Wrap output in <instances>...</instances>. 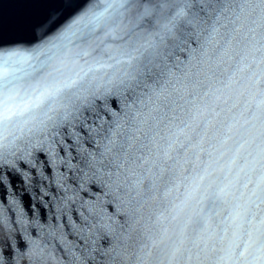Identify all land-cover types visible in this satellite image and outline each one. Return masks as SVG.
Listing matches in <instances>:
<instances>
[{
  "label": "snow or ice",
  "instance_id": "1",
  "mask_svg": "<svg viewBox=\"0 0 264 264\" xmlns=\"http://www.w3.org/2000/svg\"><path fill=\"white\" fill-rule=\"evenodd\" d=\"M28 34H0V202L50 198L69 264H264V0H68Z\"/></svg>",
  "mask_w": 264,
  "mask_h": 264
},
{
  "label": "water",
  "instance_id": "2",
  "mask_svg": "<svg viewBox=\"0 0 264 264\" xmlns=\"http://www.w3.org/2000/svg\"><path fill=\"white\" fill-rule=\"evenodd\" d=\"M61 3L66 5L68 0H0V34L7 40L31 39L28 34L30 24ZM46 202L49 206L41 207L38 196H33L30 201L22 194L15 201L9 196L7 202H0V238L7 235L14 248L19 241L23 242L18 249V254L22 255L19 264H35L29 259V252L41 247L44 252L39 264H69L70 243L83 244L77 236L69 234L51 199L47 198ZM114 210L115 205L105 206L108 213ZM73 219H77L75 214ZM101 243L104 244L103 241ZM104 246L107 247L106 244ZM76 254L79 255L78 252Z\"/></svg>",
  "mask_w": 264,
  "mask_h": 264
}]
</instances>
